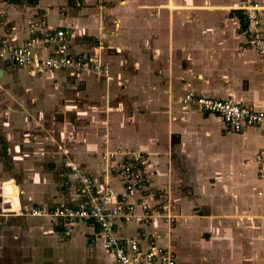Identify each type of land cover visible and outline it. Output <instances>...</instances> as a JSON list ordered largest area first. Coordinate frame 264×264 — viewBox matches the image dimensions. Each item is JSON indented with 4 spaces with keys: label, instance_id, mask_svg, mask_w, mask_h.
Listing matches in <instances>:
<instances>
[{
    "label": "crops",
    "instance_id": "crops-1",
    "mask_svg": "<svg viewBox=\"0 0 264 264\" xmlns=\"http://www.w3.org/2000/svg\"><path fill=\"white\" fill-rule=\"evenodd\" d=\"M256 1L264 42V0ZM57 27L72 55L98 58L111 78L0 60V79L10 70L22 96L35 99L26 104L38 106L9 107L0 119L1 208L11 189L26 211L63 198L78 203L77 187L59 177L75 179L69 162L92 175L98 191L118 189L115 176L103 175V151L140 150L156 172L151 203L161 197L171 206L161 212L174 220H117L120 236L155 234L175 264H264V162L254 159L264 149L262 129L234 132L178 100L192 91L264 112V54L239 48L248 29L239 0H0V42L20 45ZM9 217L18 222L0 216V264H115L92 221H75L62 239L55 219Z\"/></svg>",
    "mask_w": 264,
    "mask_h": 264
},
{
    "label": "built area",
    "instance_id": "built-area-1",
    "mask_svg": "<svg viewBox=\"0 0 264 264\" xmlns=\"http://www.w3.org/2000/svg\"><path fill=\"white\" fill-rule=\"evenodd\" d=\"M239 2L248 26L246 40L239 45V48L252 49L264 54V42L260 31L262 6L256 0H239ZM42 25H44L43 21ZM38 44L51 46L53 49L50 53H43L36 48ZM0 60L8 61L16 67L30 68L35 72L72 70L99 78H111L110 72L98 58L72 55L67 32L64 28L58 27L44 29L39 36L31 37L20 45L0 42ZM178 100L182 109L196 108L204 113L218 115L234 132L253 126L260 127L264 135L263 111L237 103L231 98L199 96L192 91L179 95ZM101 123L107 124L106 120ZM119 157L122 159L117 161ZM101 158L104 164L102 167L104 177L115 176L121 183L120 188L115 189L107 185L103 191H98L94 177L76 163L69 162L67 173L74 174L75 179H69L64 172H60L59 177L64 185L77 187V193L81 197L78 203L74 204L68 198H63L51 208L34 206L26 211L19 205L17 210L12 211L8 195H3L7 206L1 208L2 212L55 219L62 227V239L71 236L75 221H92L99 228L103 251L112 256L115 264L150 262L175 264V254L170 245L159 244L155 234L142 229L137 237L126 238L116 231L117 220L126 224L135 217H139V220L145 223L159 217L163 218L169 227L172 225L173 216L166 211L161 212L162 209L171 207L170 204H164L161 197L151 203L153 177L156 172L150 165L147 155L140 150L116 148L106 149ZM254 159L256 163L264 162V149L259 150ZM259 176L264 181V170ZM12 183L16 185L14 181Z\"/></svg>",
    "mask_w": 264,
    "mask_h": 264
},
{
    "label": "rangeland",
    "instance_id": "rangeland-1",
    "mask_svg": "<svg viewBox=\"0 0 264 264\" xmlns=\"http://www.w3.org/2000/svg\"><path fill=\"white\" fill-rule=\"evenodd\" d=\"M6 71H7L6 76H4L3 78L0 79V94L2 96V97L0 96V119H3V118H5V116H8L10 114V111L8 109L9 107H12L13 110H17V111L21 110V108L23 109L22 106H28L31 108V110L33 108L38 109L37 104L34 102H32V103L29 102L28 104H26V102H27L26 100H32V99H34V97L30 96L29 98H27L25 95L22 96L21 89L16 87V86H19L18 85L19 83H21V79L18 77H15V75H11L10 70H6ZM7 88H9V91H6ZM27 92H28V90H27ZM23 102H25V103H23ZM1 142H2V140H1ZM12 192H13L12 189L10 191H6V193H7L6 195H8L9 202H11V204H12L11 205L12 211H14V209L17 206H19V203H17L18 200H17V198H15L13 196ZM5 206H7V205H4V207ZM0 214H2L0 216H3V218L7 219L5 223L9 222L10 224H12V223L16 224L18 222V220L15 219V217H9V216H12L13 214H16V213H12V212L11 213H9V212L3 213L1 210V206H0Z\"/></svg>",
    "mask_w": 264,
    "mask_h": 264
},
{
    "label": "water",
    "instance_id": "water-1",
    "mask_svg": "<svg viewBox=\"0 0 264 264\" xmlns=\"http://www.w3.org/2000/svg\"><path fill=\"white\" fill-rule=\"evenodd\" d=\"M3 72H4L3 68H0V77L3 76Z\"/></svg>",
    "mask_w": 264,
    "mask_h": 264
},
{
    "label": "bare ground",
    "instance_id": "bare-ground-1",
    "mask_svg": "<svg viewBox=\"0 0 264 264\" xmlns=\"http://www.w3.org/2000/svg\"><path fill=\"white\" fill-rule=\"evenodd\" d=\"M12 185V184H11ZM10 187V184L6 185V189ZM19 206H17L14 210H17Z\"/></svg>",
    "mask_w": 264,
    "mask_h": 264
},
{
    "label": "trees",
    "instance_id": "trees-1",
    "mask_svg": "<svg viewBox=\"0 0 264 264\" xmlns=\"http://www.w3.org/2000/svg\"><path fill=\"white\" fill-rule=\"evenodd\" d=\"M30 1H33V0H30Z\"/></svg>",
    "mask_w": 264,
    "mask_h": 264
}]
</instances>
